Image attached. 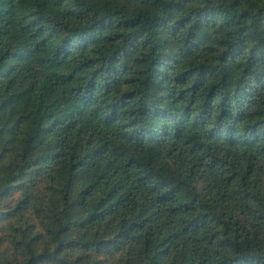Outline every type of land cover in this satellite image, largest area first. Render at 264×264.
<instances>
[{
	"label": "trees",
	"instance_id": "trees-1",
	"mask_svg": "<svg viewBox=\"0 0 264 264\" xmlns=\"http://www.w3.org/2000/svg\"><path fill=\"white\" fill-rule=\"evenodd\" d=\"M1 236L0 264H264V0H0Z\"/></svg>",
	"mask_w": 264,
	"mask_h": 264
},
{
	"label": "rangeland",
	"instance_id": "rangeland-1",
	"mask_svg": "<svg viewBox=\"0 0 264 264\" xmlns=\"http://www.w3.org/2000/svg\"><path fill=\"white\" fill-rule=\"evenodd\" d=\"M2 237H3V236H1L0 239H1ZM6 238H7V237L5 236V237H4V240H5ZM7 248H8V251L5 250V249H7ZM5 251H7L8 253L5 252ZM15 252H16V251H14L12 247H9V246H8V244L6 243V240H5L3 243L0 242V254H5V255L10 254V255H13Z\"/></svg>",
	"mask_w": 264,
	"mask_h": 264
}]
</instances>
